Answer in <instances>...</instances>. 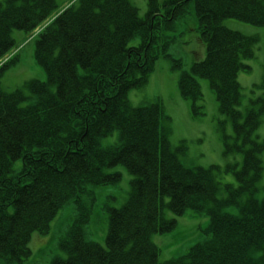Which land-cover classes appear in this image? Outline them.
Listing matches in <instances>:
<instances>
[{"label":"trees","instance_id":"1","mask_svg":"<svg viewBox=\"0 0 264 264\" xmlns=\"http://www.w3.org/2000/svg\"><path fill=\"white\" fill-rule=\"evenodd\" d=\"M56 7V0L0 1V75L17 59L4 60L14 46L12 31L30 32ZM188 8L206 46L192 72L215 86L220 110L249 144L235 172L237 186L224 185V199L217 197L220 186L210 170L176 161L158 124V107H134L127 99L157 58L170 57L174 21ZM226 18L263 26L264 0H147L143 16L128 0H77L42 28L34 58L47 79L31 80L32 101L21 106L20 92L0 89V264L29 255L30 232H46L68 203L75 213L59 242L66 257L49 264H264V194L254 195L264 143L251 139L260 120L252 111L241 119L236 109V73L246 67L241 59L253 55L255 38L223 26ZM180 82L192 79L185 75ZM115 130L118 142L103 147L100 137ZM116 164L132 178L125 202L108 208L101 246L86 238L92 188L117 182L119 172L104 171ZM228 205L237 212L225 211ZM164 207L175 216L188 209L207 213L209 223L202 240L160 262L150 235L176 223L161 216Z\"/></svg>","mask_w":264,"mask_h":264},{"label":"rangeland","instance_id":"2","mask_svg":"<svg viewBox=\"0 0 264 264\" xmlns=\"http://www.w3.org/2000/svg\"><path fill=\"white\" fill-rule=\"evenodd\" d=\"M2 1V0H0ZM73 0H57L58 9H61ZM137 7L139 15L146 11V0H129ZM222 24L228 28L237 30L244 35L257 37L254 44V56L242 60L249 65L248 70H241L237 75L242 97L239 108L258 107L253 102L264 98V25L255 26L233 18H226ZM196 21L191 14L176 22L177 40L170 46V53L174 58H180L182 67L175 68L169 58L160 57L156 60L153 69L147 77V81L139 88L131 89L128 101L133 106L147 104L159 99L164 117L161 126L166 130L167 138L179 161L184 167L214 166V174L218 180L224 183L237 184L235 171L241 167L243 147L241 138L234 134L232 123L225 115L219 112L215 95L212 92L208 80L196 77L202 94L200 109L202 114L195 113L191 107V100L179 91L180 71L190 70L192 62L202 59L205 54L204 44L198 39ZM17 61L4 70L0 85L4 90L19 88L26 95L21 102L26 105L31 101V94L27 83L32 79L45 81L47 79L44 68L34 58V43L37 35L35 32L14 30ZM138 42L134 37L130 43ZM262 121L254 131L257 140H264V112L261 113ZM118 137L117 131L100 139L102 146L113 144ZM225 137V138H224ZM230 145L225 150L223 140ZM262 162L261 177L257 181L255 197L260 199L264 194V150L260 153ZM21 161L15 160L13 168H19ZM105 172H119L120 179L112 184L94 186V200L90 208V219L86 225V238L94 240L104 246L107 231L108 208L121 206L128 195L132 175L122 164H116L104 169ZM184 184L193 186V182L184 181ZM226 191L222 187L218 192L219 198H224ZM168 197L165 196V200ZM225 210L236 213L235 205L224 207ZM75 209L72 203L66 204L60 209L49 224L46 233L34 231L28 238L30 254L21 257L15 264H48L50 261L63 258L66 252L61 250L59 242L61 235L71 223ZM163 217L175 218L176 223L168 232H157L150 236L151 241L159 248L158 260L164 261L182 255L192 244L205 237V229L209 223L207 213H197L191 209L181 215L163 208ZM231 240L228 238L229 243ZM141 245L137 243V248ZM11 245L10 248H12ZM2 260V259H1ZM4 264L6 262L2 260Z\"/></svg>","mask_w":264,"mask_h":264},{"label":"bare ground","instance_id":"3","mask_svg":"<svg viewBox=\"0 0 264 264\" xmlns=\"http://www.w3.org/2000/svg\"><path fill=\"white\" fill-rule=\"evenodd\" d=\"M229 88L231 89V86Z\"/></svg>","mask_w":264,"mask_h":264}]
</instances>
